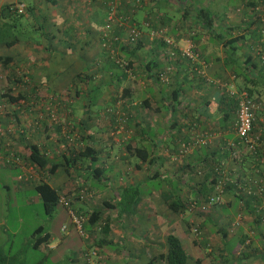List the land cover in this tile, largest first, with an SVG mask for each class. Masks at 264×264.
<instances>
[{
    "label": "crops",
    "instance_id": "crops-1",
    "mask_svg": "<svg viewBox=\"0 0 264 264\" xmlns=\"http://www.w3.org/2000/svg\"><path fill=\"white\" fill-rule=\"evenodd\" d=\"M35 1L44 7V14H39L41 24L37 26L46 22V34L45 31L42 34L49 35V43L39 38L9 37L12 23L7 19L10 15H4L0 20V123L4 130L0 161L10 154L21 157L18 162H7L22 171L14 178V189H27L30 184L33 187L36 184L32 180L34 184L30 183L29 170L25 166L29 145L34 143L49 161H59L53 173L46 166L31 162L36 168L37 183L42 178V181L59 187L58 179L68 176L77 183L88 185L94 180L110 181L114 175L109 169L113 168L120 175L114 198L126 185H136L141 190L133 210L107 206L110 208L106 215L109 228L103 229L98 243L101 250L105 248L100 253L101 264L112 259H126L123 264H129V261L146 264L154 254L167 250L166 235L169 232L175 233L184 244L187 264H264V190L260 194H247L237 185V181L250 184L256 191L258 183L264 184V0ZM167 1L178 6L181 14L178 20L174 21L158 9L160 3ZM13 2L0 0V5H12ZM112 4L116 5L118 14L127 17L126 23L121 24L115 18L107 26L105 19ZM130 22L143 28L142 45L137 48L135 43L126 41V24ZM157 25H165L167 34L175 35L179 46L192 42L205 65H190L178 53L173 62L170 60L173 63L172 87L162 90L161 86L159 89L155 86L158 91L151 94L146 91L150 85L159 82L165 85V81L154 78V72H162L168 62L165 43L160 38H152L149 33L150 28ZM106 30L120 38L113 45V55L109 44L103 46ZM115 57H126L133 65L142 64L147 78L138 83L128 80L132 71L124 68L119 78L128 79L120 92L97 95L94 101L102 103L101 108L95 106V114H86L83 125L75 127L72 120L68 121L69 127H60L56 120L49 125L51 110L57 108L54 103L59 97L38 88L50 86L49 79L43 74L45 65H119ZM115 78L108 84H113ZM52 82L51 85L57 84V81ZM138 89H144L145 93L137 92ZM241 89L247 90L258 101L251 131L257 147L253 153L234 157L229 143L237 138V99L230 91ZM9 95L18 98L11 99ZM74 97L77 96L71 95ZM158 113L164 117L161 132L156 126ZM67 114H72V110ZM112 116L120 121L114 131H108L99 120ZM57 133L74 141L69 145V151L86 146L96 149L97 160L92 167L101 168L99 178L90 171L91 163L87 157L77 159L71 166L55 157L61 140ZM110 134L115 135L111 137ZM199 134L206 137L205 142L195 141ZM182 137L188 145L184 153V179L175 178L171 190H176V196L171 199L184 197V222L189 227L173 226L171 219L164 218L162 213L158 217L151 199L155 189L141 188L148 179L160 175V167L170 163V152L178 149ZM116 147L120 153L118 160H113L111 154ZM136 147L146 149L144 159L136 154ZM63 154L66 153H62V158ZM45 171L51 174L50 180L44 178ZM167 173L176 176L170 170ZM225 176L222 201L215 202L211 210L191 206V201L199 203L200 199L208 197L214 184ZM170 191L167 193L171 196ZM105 200L113 201L110 196ZM142 201L147 204L140 206ZM168 209L176 213L172 208ZM196 213L202 215L199 217ZM128 215L134 216L130 225L135 226L136 231L132 235L123 230V220ZM195 215L202 231L199 237L190 227ZM239 216L242 221L241 218L238 220ZM158 221L162 222L160 228ZM2 223L0 221V225ZM113 243H117L116 248L109 247Z\"/></svg>",
    "mask_w": 264,
    "mask_h": 264
},
{
    "label": "rangeland",
    "instance_id": "rangeland-1",
    "mask_svg": "<svg viewBox=\"0 0 264 264\" xmlns=\"http://www.w3.org/2000/svg\"><path fill=\"white\" fill-rule=\"evenodd\" d=\"M5 1H14V4L22 3L25 5L24 12L12 13L8 17V22L12 23L11 29L8 31L9 37L16 35L21 38L29 37L36 40L39 38L47 43L51 41L49 35L45 36L42 34L43 31H45L46 34V28L44 27L46 26V22L42 23L43 25L41 27L37 26L41 21L39 14H44V7L41 6L38 1ZM31 5H34V7ZM158 9L161 12L168 14L172 19H175L174 21L178 20L181 16L176 3L168 4V1L166 3L162 2L158 5ZM156 27H159V25ZM172 31L175 32V30ZM182 33H184V31H182ZM173 36L175 37V35ZM142 57L144 60L145 57L143 55ZM120 60L128 61L126 57H120ZM167 61L170 63H166L164 71H167V65H173L170 60ZM124 66L125 65H45L43 74L49 79L50 86H47L46 90L43 89L45 85L41 87L38 86V88L39 90L43 89L50 94H57L59 97L54 103L57 108L55 106L53 108L56 109L51 110L53 113L49 116V125L56 120L60 123V127H69L70 123L68 121L72 120V125L80 127L82 119H84L86 114L89 113L90 115H93L95 114L94 111L101 108L102 103L94 101V98L97 97V95L100 96L108 92H120L121 86L124 82L126 83L128 79L126 77L124 79L119 78L122 69L124 68H129L132 71L128 80L138 83L137 81L140 82L147 78V76L143 74L142 64H131L127 67ZM169 71H167L168 73H164L167 75L165 83L161 82L165 85H160L159 82L157 85H150V88H147L146 91L152 94L153 91H158L157 89H159L160 86L162 90L170 89L172 87L171 76L173 73L171 72L173 69L170 72ZM88 75H91V78L88 77ZM114 78L115 80L113 81V84H108V82ZM52 80L54 82L57 81V84H52L54 85L52 86ZM142 90L144 89H138L137 92L140 91L139 93H145ZM74 94L77 96L76 98L74 97L75 99L71 98V95ZM70 99L71 101H69ZM97 100H99V98ZM95 106L97 109H95ZM69 110H72V114L70 115L67 114ZM158 111L160 112L159 109ZM156 116V126L158 131L161 132L163 131L164 117L163 114L160 113ZM93 121H96V119L93 118ZM99 121L103 123V127L107 126L108 131H114L120 119H114L112 116L110 118L100 119ZM57 134L61 136V133ZM102 135L104 136L103 133ZM113 135L115 134H110L111 137ZM74 136L76 137V135ZM183 138L184 137H182V141H184ZM71 143H74V141L70 138L68 139V137H65L64 139V134L62 133L61 140L58 145L56 144L57 151L54 154L56 155L55 157L62 161L61 155L62 153H69V145H71ZM177 150L178 149L170 152V163H168L167 166L163 165L164 167H160V175L158 173L159 176L148 179L145 184H141V188L143 187L142 189L145 190L155 189V193H153L151 199L154 201V205L157 208L158 217L162 213L164 218L171 219L170 223L172 222L173 226L179 225L180 227H189L186 225V222H184V207L174 211L176 213L173 214L169 211L168 208L170 207L167 203V198L171 200L172 196H176L174 194L176 190H174V188L171 190L172 183L176 182L175 178L179 180L184 179V155L178 156L177 158L171 157L177 153ZM119 153L120 150L116 147L113 154H111V157H113L112 159L118 160ZM111 157L109 159H111ZM25 163V166L28 167L29 170L30 183L32 181L37 183L38 176L35 166L29 161V159H26ZM130 165L133 167L132 163H130ZM109 170L111 173L113 172L112 174L114 175L113 178H110V181L107 179H104L103 182L94 180L89 185L84 183L80 184V182L77 183L71 179V176L64 177V179L61 180L58 179L57 182L60 185L57 188L60 196H68L70 198V206L65 205L59 200L54 205L52 211L48 213L44 208L40 195L32 184H30L27 189H14V183H16L14 178L22 172L20 167L13 163L0 161V189L3 190V192L0 191V221H3V225H0V249L7 256L6 264H101L100 253L105 248H102L101 250L98 243L101 241L100 239L104 234L102 228L106 221L107 210H110V208L104 203V200L108 196H110L111 200H115L113 197L116 194L115 189L120 183V175L117 171H113V168H110ZM168 170L175 172L176 176L173 177L172 173H167ZM45 172L44 178L48 179L51 174L49 172L47 173V171ZM34 177L36 179H34ZM39 180L42 181L43 179L41 178ZM106 180L108 184L107 187L104 186ZM5 185L9 186V188H6ZM82 189L83 191H81ZM169 191L170 194L173 193L171 196L167 193ZM178 199H180V203L184 205V197ZM203 200L204 199H200L201 204ZM125 201L126 199L119 201V203L117 201V204L119 205L120 202H122L121 204H124ZM142 202L139 204L140 206L147 204ZM79 204L84 206L79 207ZM212 205H210L209 210L212 209ZM129 207L128 210L134 209L133 205ZM92 208L100 209L101 214L95 224L90 225L88 224V213H90V209ZM197 209L199 210V208ZM70 210H74L84 216V222L81 229H79L74 222ZM84 210L87 211L84 212ZM199 215L202 214H197V216ZM197 216L195 215L194 221H191L190 227L199 223L196 221ZM240 218L241 216H239L238 220H240ZM242 220L243 218H241V221ZM132 221H134V216L131 215H128L127 219L123 220L125 224L123 230L127 235H132L136 231V227L130 225L132 224ZM158 222L160 223V228L162 222ZM37 225H42L43 229L39 232H34ZM46 230L50 233L49 238L40 243V245H35L37 236L43 234ZM159 231L160 230L158 229V232ZM116 246L117 243L109 245L110 248H116ZM112 260L113 261L106 260V263L123 264V261H126V259H123L122 261L119 259ZM129 264H132L131 261H129Z\"/></svg>",
    "mask_w": 264,
    "mask_h": 264
},
{
    "label": "built area",
    "instance_id": "built-area-1",
    "mask_svg": "<svg viewBox=\"0 0 264 264\" xmlns=\"http://www.w3.org/2000/svg\"><path fill=\"white\" fill-rule=\"evenodd\" d=\"M139 0H136L138 2ZM15 6V5H14ZM24 8V4H18L16 6L17 11H22ZM118 19L121 24L123 22H127V17L122 14H118V9L116 5L112 4L110 6L109 13L106 16V23L107 26H110V22L114 19ZM127 28V35H126V41L128 43L134 44L143 34V28L139 26L135 22H130L128 25L126 24ZM149 33L152 38H160L163 40V42L166 45V55L168 57V60L176 59L177 54L179 53L183 58H186V60L189 62L190 65H205L204 61L201 59L199 52L195 49L192 42H188L186 45L179 46L176 39L172 37L171 35L167 34V28L165 26L160 27H154L150 28ZM264 39V38H263ZM120 38L118 35H111L109 31H104V43L103 46H110V52L113 55L115 53V50L113 48V45L115 41H119ZM116 62H118L120 65H126L127 62L120 60L118 57L114 58ZM170 63V62H168ZM167 71H171L173 69V65H167L166 67ZM165 70V69H164ZM162 71L159 73V78L162 81H165L167 79V75L164 74L167 71ZM169 71V72H170ZM168 73V72H167ZM1 77V74H0ZM231 94L235 95L237 99V109H236V121H235V132L237 138L234 141H231L229 143V149L230 153L235 157L242 153H253L256 150L257 143L255 139L251 137V131L253 127V120L254 115L253 111L258 106V101L253 98L247 90L241 89L239 91L237 90H231ZM0 94H1V88H0ZM2 111V103L0 102V114ZM3 133L2 128L0 127V141H1V135ZM206 137L204 135H197L195 141L198 143L205 142ZM188 149L187 143H184L182 141L180 143V146L178 147L177 153L173 155L174 158H177L178 156H183L186 150ZM20 156L14 155L12 156L7 155L4 156L3 159H1L2 162H18L20 161ZM227 177H223L222 179H219L213 186V190L208 197L203 198V202L201 204V201L198 203L197 200L191 201L192 207H199L201 209L209 208L210 205L214 204L215 202L222 201V194L224 192V187L226 184ZM237 185L239 188H243L245 193L252 194V193H262L264 190V184L258 183L256 191L252 189V186L249 185H243L240 181H237ZM83 191V189L81 190ZM82 195V194H81ZM60 201H62L65 205L70 206V198L65 195H61L59 198ZM71 215L73 216L74 222L77 224L78 228L81 229L84 222V216L80 213L75 212L74 210H70ZM263 219H264V209H263ZM191 231L195 236H200L202 231L201 228L198 226V224H195L191 227Z\"/></svg>",
    "mask_w": 264,
    "mask_h": 264
},
{
    "label": "trees",
    "instance_id": "trees-1",
    "mask_svg": "<svg viewBox=\"0 0 264 264\" xmlns=\"http://www.w3.org/2000/svg\"><path fill=\"white\" fill-rule=\"evenodd\" d=\"M20 4H22V3H20ZM17 5L18 4L0 5V20H1V18L4 17V15H8V14L10 15L12 13H19V11H17V9H16ZM24 10H25V5H24L23 10L20 11V13L24 12ZM202 13H203V11H202ZM160 26H163V25H160ZM13 37H17V36L15 35ZM135 44H136V46H134L135 48L141 46L142 40L139 38L135 42ZM131 61L132 60H130V61L128 60L127 64L124 67L130 66ZM146 65H149V64L147 63ZM154 74H155L154 78H156V80H158L159 72H154ZM88 77L91 78V75H88ZM43 89L46 90L47 86H45ZM173 92H174V94L177 93L176 90H173ZM9 97L11 99L18 98V96L15 97L13 95H9ZM81 124L83 125V123H81ZM0 127L2 128L1 123H0ZM2 130H3V128H2ZM3 135H4V130H3V133L1 135V138ZM29 151L30 152L28 154V158L32 163L37 164L41 167L46 166L47 170L50 173H53L56 171V169L59 165V161H52V162L49 161V158L40 150V148L37 144L31 143L29 145ZM135 152L142 159L145 158V156H146L145 154L147 153L146 149L143 147H136ZM83 157H87L90 160V163H91V166L89 164L90 171L92 172V174L94 176L98 177L101 173L100 172L101 168L92 167L93 163L97 160V151H96V149H94L91 146H86V147H84V149H80L78 151H75V149H73V150L69 151L68 154H63V158H62L63 162L62 163L66 164L67 166H71L72 164H74L75 161H77V159L83 158ZM34 188L38 192V194L40 195L45 210L48 213H50L52 211V209L54 208V205L59 201V198H60L59 190L57 189V187L51 185L47 181H39L38 183L35 184ZM139 192H140V190H139L138 186L126 185L121 189L120 192H118V194H117L118 197H115L114 201L105 200L104 203L107 206H113V207L118 206V207H120V209H127L128 210L129 206H132V205L134 206L136 204V200H137V196H138ZM124 199H126L124 204H121L122 202H120L121 205L117 204V201L119 203V201H123ZM167 203H168V206L170 208H172V210H174V211H177V210H179V208L184 207V205L182 203H180V201L178 199L169 200V198H167ZM90 210H91L90 213H88V215H89L88 216V224L93 225L98 220L101 213H100V209H97V208H92ZM86 211L87 210H84V212H86ZM108 224L109 223L106 220L103 224L102 229L107 230L109 228ZM42 229H43L42 225H37L34 229V232H39ZM49 236H50L49 231H47V230L44 231L43 234L37 236L36 241H35V245H38L41 242L47 240L49 238ZM166 242H167V250L165 252H160L158 254H154L147 261L146 264H187L188 254H187V251H186L184 244L182 243L181 239L175 233L169 232L166 235ZM6 261H7L6 254L0 249V264H6Z\"/></svg>",
    "mask_w": 264,
    "mask_h": 264
}]
</instances>
